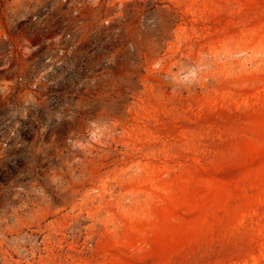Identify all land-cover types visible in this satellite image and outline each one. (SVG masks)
Wrapping results in <instances>:
<instances>
[{
    "label": "rangeland",
    "instance_id": "rangeland-1",
    "mask_svg": "<svg viewBox=\"0 0 264 264\" xmlns=\"http://www.w3.org/2000/svg\"><path fill=\"white\" fill-rule=\"evenodd\" d=\"M0 264H264V0H0Z\"/></svg>",
    "mask_w": 264,
    "mask_h": 264
}]
</instances>
